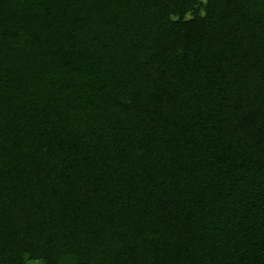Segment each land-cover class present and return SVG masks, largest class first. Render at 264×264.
<instances>
[{
	"label": "trees",
	"instance_id": "trees-1",
	"mask_svg": "<svg viewBox=\"0 0 264 264\" xmlns=\"http://www.w3.org/2000/svg\"><path fill=\"white\" fill-rule=\"evenodd\" d=\"M0 264H264V0H0Z\"/></svg>",
	"mask_w": 264,
	"mask_h": 264
}]
</instances>
